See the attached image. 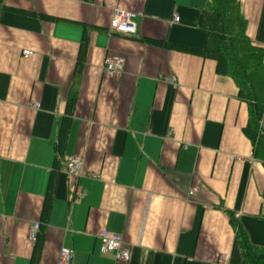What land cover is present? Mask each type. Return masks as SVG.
Returning a JSON list of instances; mask_svg holds the SVG:
<instances>
[{"label":"crops","instance_id":"0c3cea01","mask_svg":"<svg viewBox=\"0 0 264 264\" xmlns=\"http://www.w3.org/2000/svg\"><path fill=\"white\" fill-rule=\"evenodd\" d=\"M239 1L264 62V0ZM208 6L0 0V264H57L62 248L72 264H243L238 231L264 250V161L236 83L202 53ZM113 7L135 14V34H110ZM110 55L120 71H102ZM63 128L61 156L82 159L78 177L54 170ZM105 231L121 236L128 263L99 252Z\"/></svg>","mask_w":264,"mask_h":264},{"label":"trees","instance_id":"16d2710c","mask_svg":"<svg viewBox=\"0 0 264 264\" xmlns=\"http://www.w3.org/2000/svg\"><path fill=\"white\" fill-rule=\"evenodd\" d=\"M200 23L207 34L206 46L202 53L216 62L219 72L232 77L236 83L238 96L248 108L244 132L251 142L254 156L264 161V62L262 51L253 46L245 35L246 22L240 1L209 0V6L201 12ZM65 137L66 131L63 128L54 145V170L65 164V158L61 156ZM50 202L51 195L48 190L42 222L46 221ZM235 237L242 253L243 264H264V250L252 246L239 231ZM40 240L39 230L36 246Z\"/></svg>","mask_w":264,"mask_h":264},{"label":"built area","instance_id":"2783aa9c","mask_svg":"<svg viewBox=\"0 0 264 264\" xmlns=\"http://www.w3.org/2000/svg\"><path fill=\"white\" fill-rule=\"evenodd\" d=\"M135 14L120 10L116 7L112 8V18L109 24L110 34L118 35H133L136 32L133 19ZM173 21H178L177 16ZM22 56L28 58L33 56L34 52L31 50H22ZM124 63V59L118 55L106 56L102 62V71L105 73L118 72L121 70ZM170 82H174V78L169 79ZM36 108L38 104L35 105ZM65 174L68 177H78L83 173V161L81 158L73 156L65 159ZM95 177L94 175H90ZM198 191L197 187L190 188L187 192L188 196H192ZM83 196L82 191H76L72 200H78ZM40 230V224L35 223L28 231V239L35 243L37 241L38 232ZM98 250L101 254H112L115 261L128 263L130 260V249L124 244L119 234L115 232L105 231L99 237ZM225 255H222L220 261H224ZM73 250L70 248H62L59 253L57 264H72Z\"/></svg>","mask_w":264,"mask_h":264}]
</instances>
